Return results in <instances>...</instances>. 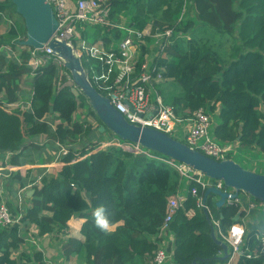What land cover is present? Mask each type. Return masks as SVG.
<instances>
[{"label":"trees","instance_id":"16d2710c","mask_svg":"<svg viewBox=\"0 0 264 264\" xmlns=\"http://www.w3.org/2000/svg\"><path fill=\"white\" fill-rule=\"evenodd\" d=\"M185 2L187 12L183 15ZM109 3L112 23L139 31L151 26L152 33L156 28L174 29L168 43L160 50L153 49V64L162 76L155 90L164 105L181 118L202 108L216 120L210 133L218 143H237L264 152V0ZM4 22L8 27L0 34V165L4 167L5 155L10 153L9 163L21 166L18 159L25 155L30 140L41 136L66 152L59 159L62 166L57 175H41L39 186L34 184L37 177H21L17 171L4 180V191L12 197L27 185L33 193L26 199L29 206L21 209L18 222L0 228V264H46L41 251L21 249L27 231L33 227L37 237L61 234L68 230L67 223L73 217L85 220L80 227L82 239L68 237L64 241L61 249L65 259L73 258L77 264H152L164 240L161 227L167 198L177 191L185 199L166 231L172 236L166 247L172 263L226 264L230 250L222 259V247L212 239L211 227L218 221L220 232L225 234L232 224L244 219L239 205L225 202L217 206L216 195L210 193L200 207L197 198L202 199L207 188L186 183L175 169L146 155L115 144L103 147L106 141L98 131L101 121L74 85L63 79L59 87L55 86L56 67L48 64L32 71L27 66L31 49L27 47H22L17 57H8L6 48L15 52L26 38L24 21L10 0H0V26ZM79 32L88 44L101 39L107 45L111 35L113 40L122 37L120 30L99 25H82ZM228 40L231 43L226 47ZM149 53L146 46L140 47L135 74ZM90 64L95 60L82 61L84 69ZM26 79L32 92L31 98L26 95L30 107L8 112L5 105L20 100ZM93 87L104 94L95 84ZM79 107L97 121L96 128L86 119L74 120ZM48 116H52L49 121ZM53 122L56 125L52 127ZM192 188L196 196L191 194ZM4 204L13 216L20 215L11 201ZM98 205L106 208L114 231L102 232L95 226L92 211ZM214 230L216 238L224 242ZM257 232L246 227L235 264H264L262 255L247 257L257 248Z\"/></svg>","mask_w":264,"mask_h":264},{"label":"built area","instance_id":"2783aa9c","mask_svg":"<svg viewBox=\"0 0 264 264\" xmlns=\"http://www.w3.org/2000/svg\"><path fill=\"white\" fill-rule=\"evenodd\" d=\"M45 1L50 4L57 21V28L52 38L58 42H65L72 49V53L80 59L81 64L83 60L86 62L89 59L95 60V64H90L87 69L83 68L89 82L92 86L95 84L103 91V96L111 101L114 108L129 123L140 127L152 128L170 136L176 124L188 122L184 144L217 161L230 159L227 154L233 149L232 146L221 145L209 135V115L202 108L192 112L187 118H181L175 114L170 106L163 104L160 95L155 90V85L162 81L161 72L157 71L153 61L150 64L148 63L147 55L144 57V62L140 66V71L135 74L140 47L142 45L146 46L144 37L150 39L149 43L153 44L154 47L152 49L158 48L160 50L172 37L174 33L173 28L162 31L156 28L152 33L151 26L139 31L124 26L122 23H112L109 19L111 11L109 0ZM85 24L115 28L125 33V36L116 41L112 39L111 35V42L107 45L101 39L88 44L85 40H82L79 32V29ZM48 64L56 67L58 71L57 78L55 79L56 87L61 85L63 79L66 80L68 85H74L70 73L64 66V60L56 52H53L51 48L46 46L40 49H30L27 66L32 71ZM29 96L30 98L32 97V92H30ZM126 101L131 105L132 111ZM30 105V99H27L25 102L19 100L15 103L6 104L5 110L8 112H16L29 108ZM200 140L202 142L198 144ZM115 145L167 164L175 169L186 183L194 182L199 184L203 189L213 186L219 190H224L222 181L213 180L214 182H212L210 181L211 179L206 181L202 173L194 170L190 166L169 158L151 154L150 150L138 144L117 141ZM35 184L40 185L39 178ZM191 194L196 196L195 188L191 189ZM184 199L180 191H177L175 195L167 198L166 212L161 227L162 235L168 234L166 232L168 224ZM196 203L198 206L204 207L201 198H197ZM233 203L238 204L240 210L246 212V208L243 207L240 198L235 197L233 200H226V204ZM255 208L256 205L250 202L248 210H254ZM20 217L21 215L13 216L4 203L0 204V228L13 225L18 222ZM213 227L218 230L230 250V258L226 264H231L240 255V247L243 243L245 228L241 223L236 222L223 234L220 232L218 221H213ZM256 238L258 240L257 248L252 251V255H247L248 258L258 255L264 256V235L258 234ZM165 254V247H159L154 254L152 264H163L166 259Z\"/></svg>","mask_w":264,"mask_h":264},{"label":"water","instance_id":"95a60500","mask_svg":"<svg viewBox=\"0 0 264 264\" xmlns=\"http://www.w3.org/2000/svg\"><path fill=\"white\" fill-rule=\"evenodd\" d=\"M15 6L16 13L23 19L26 38L21 41V46L33 49L49 47L63 60L66 70L70 73L74 86L87 99L90 107L95 112L101 125L99 132L108 129L112 134L123 141L156 152L166 158L190 166L211 180H220L226 190L208 187L202 197L204 206L206 197L212 193L217 197L216 205H223L227 199L233 200L239 192L250 195L255 200L264 203V174H256L242 168L232 159L217 161L201 152L188 147L169 135L148 127H140L129 123L118 112L111 101L101 95L89 82L80 59L72 53V49L65 42H58L52 35L57 28V21L52 8L45 0H10ZM127 103V101H126ZM132 111L131 105L127 103ZM33 191H29L31 195ZM239 219V213L235 220ZM217 245L222 247V259L228 257V246L218 240L214 227L210 233Z\"/></svg>","mask_w":264,"mask_h":264},{"label":"rangeland","instance_id":"374dc122","mask_svg":"<svg viewBox=\"0 0 264 264\" xmlns=\"http://www.w3.org/2000/svg\"><path fill=\"white\" fill-rule=\"evenodd\" d=\"M188 4H189V2H188ZM186 6H187V2L184 3L183 8H182V14L183 15L184 14L186 15V12H187ZM185 10H186V12H185ZM7 27H8L7 23L4 22L3 24H1L0 34L4 33L7 29ZM124 36H125V33L122 32V37H124ZM145 42H146V48H148L150 50L149 55L147 54L148 63L150 64L153 61V58L155 56V54H154L155 51L152 49L153 44L149 43V41L148 42L145 41ZM230 43H231V41L228 40L226 47H228V45ZM22 47L23 46H21V45L17 46L15 48V52L6 48V50L8 51V54H7L8 57H10V58L11 57H17V55L22 51ZM3 49H1V50H3ZM72 87H73V85H72ZM28 91L25 90L23 92V94L20 96L21 102H25L27 100L28 95L30 94V92L27 94ZM73 92L75 93V95L78 94V92L74 88H73ZM26 95H27V98H26ZM52 119H54V118H52ZM83 119H86V121L88 123H90L93 128H96L98 125L97 121L92 116L87 115V110L85 108L79 107L77 109L76 113L74 114V120L82 121ZM209 121H210V126H209L208 132H209V135L212 136L210 133L211 127L214 125L216 120L211 115H209ZM55 123L57 124L58 122L56 121ZM55 123H54V126L56 125ZM187 127H188V122H183L182 124H176L174 131L170 135V137H172L173 139H175L181 143H185V135H186ZM99 133H100L99 136H101L103 134L102 137H103L104 141H106V143H102L103 147L110 145V144H115L117 142V140L114 138V136L109 135V133L107 131L103 130V131H100ZM97 135L98 134L94 131V136H97ZM201 142H202L201 140L198 141V144H200ZM231 144H234V145H232V146H234V148L232 147L233 149L231 151H229L227 154L230 159H232L234 162H236L238 165H240L244 169L255 172L256 174H264V152H261L260 150H257L253 147L240 146L237 143H231ZM221 145H224V144H221ZM64 150L66 151V149H64ZM61 166H60V168H61ZM5 179H7V177H0V193H2V195L4 197L6 195V192L4 191V188H3V183H4ZM204 180L208 181V178L204 176ZM228 191H229V193H231L230 189H228ZM236 197L241 199V201L243 203V207L246 208L244 220L242 218V220L239 223H241L244 226V228L247 225L252 226V227H257L259 229V232L261 233V235H264V230L259 227L261 224L264 226V203L257 201L253 197H251L250 195H247V194L242 193V192H239ZM11 198L13 199V201H12L13 206H15L17 199H16V197H11ZM1 199H3V198L1 197ZM25 200L26 199L21 198V202H19V203L24 204ZM250 202H252L256 205V208L254 210H248ZM20 212H21V208H20L19 214H20ZM260 217H263V218L260 219ZM64 233H66V231L59 234L61 236L55 235V234H50L49 236L47 235V237L45 239H47V240L51 239L50 240L51 246H54L55 243L56 244L58 242L60 243L61 241H64L66 239L65 236L63 235ZM27 237H28V240L25 242L24 245H22V247H21L22 250H24L28 253H32V252L36 251L38 249V247L43 246V241H39L37 239L38 237L35 236V232L33 230V227L27 231L25 238H27ZM170 237H171V241H172V236H170ZM163 247H165V246H163ZM16 254L17 253H15L14 256H16ZM61 254L62 253H60L59 251H55L54 260H51V261L49 260L47 262V264H74L73 262L70 261V259H65L64 256ZM56 255L58 257H56ZM165 255H166V259H165V262L163 264H173L171 255L169 256L167 251H166Z\"/></svg>","mask_w":264,"mask_h":264},{"label":"crops","instance_id":"0c3cea01","mask_svg":"<svg viewBox=\"0 0 264 264\" xmlns=\"http://www.w3.org/2000/svg\"><path fill=\"white\" fill-rule=\"evenodd\" d=\"M149 55V54H148ZM26 84H29V79H26L25 81V85L22 87L23 88V92L26 90L28 91V85L26 86ZM31 92L30 90L27 92V94ZM29 96V95H28ZM51 118V116H48L47 120ZM49 121V120H48ZM54 123V122H53ZM54 124H51V126L53 127ZM28 146L26 147L27 149L25 150V154L23 157L19 158V163L21 166H13L9 163V158L11 157V154L8 153L5 155V159H4V167H2V165H0V177H8L9 174L11 172H19L21 177H25L27 175V177H37V179L43 175V174H48V175H57V173L60 171V166L62 165L59 161L61 155L65 154L63 153L64 148L61 147L59 144L57 143H53L50 140L45 139L43 136L39 137V138H35V139H31ZM35 146L34 149L33 146ZM225 145H234L231 143H227ZM237 146V145H236ZM234 148V146H232ZM66 152V151H65ZM33 155V156H32ZM36 179V180H37ZM28 181V180H27ZM40 182V181H39ZM36 183V181H35ZM34 183V184H35ZM15 191V190H13ZM29 191H31V188L29 185L26 186L25 189H19L16 192V204L15 206H17L20 210L24 209L25 207L29 206V202L27 200H25L24 204H20L19 202H21V198L23 199H27L30 195H28ZM0 197H2L3 201H13V199L11 198L12 196L8 195V193H6L5 197L2 195V193H0ZM2 201V203H4ZM13 204V203H12ZM244 220V219H243ZM84 219L78 218V217H73L68 221V230L66 231V233H64L63 235L65 236V238L67 239L68 237H74L77 239H82V236L80 235V227L81 225L84 223ZM248 228H250L251 230H257V235L261 234L259 232V229L257 227H252V226H246ZM245 227V230H246ZM261 229L264 230V226L261 224L259 226ZM115 226L113 227L112 231H114ZM34 232L35 229L33 228ZM111 232V231H110ZM55 235H59V234H55ZM49 236V235H48ZM61 236V235H59ZM164 240L161 242V244L159 245L160 248H163V246H165V250L167 245L169 244V242H171V235L167 234V235H161ZM47 237H38L37 239L39 241H43V246L42 247H38L37 250L41 251L44 254L45 257V261L46 264L47 262L50 260H54L55 258V251H59L60 253H62V244L64 243V241H61L60 243L58 242L57 244L55 243L54 246H51V239H45ZM167 238V239H166ZM28 240V237L25 239V241ZM60 247V248H59ZM170 256V253H168ZM62 255V254H61ZM56 257H58L56 255ZM70 261L73 262L74 264H77L76 261L73 258H70ZM152 263V262H151ZM236 263V258L231 262V264H235Z\"/></svg>","mask_w":264,"mask_h":264},{"label":"clouds","instance_id":"9594fccd","mask_svg":"<svg viewBox=\"0 0 264 264\" xmlns=\"http://www.w3.org/2000/svg\"><path fill=\"white\" fill-rule=\"evenodd\" d=\"M92 217L94 220L95 226L100 229L102 232L112 231L114 225L113 222L109 219L106 208L104 205L96 206L92 211Z\"/></svg>","mask_w":264,"mask_h":264}]
</instances>
